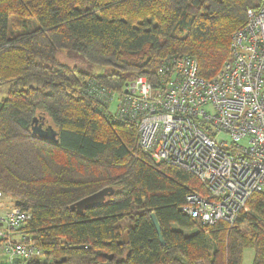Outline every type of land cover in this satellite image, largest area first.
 Returning a JSON list of instances; mask_svg holds the SVG:
<instances>
[{"label": "trees", "instance_id": "trees-1", "mask_svg": "<svg viewBox=\"0 0 264 264\" xmlns=\"http://www.w3.org/2000/svg\"><path fill=\"white\" fill-rule=\"evenodd\" d=\"M261 3L0 0V85L11 84L0 103V191L32 215L19 234L44 257L31 264H101L105 255L113 256L110 264H242L247 248L253 264H264L263 195L252 196L250 212L233 226L202 225L182 211L189 194H206L198 179L154 162L139 149L137 128L113 122L87 92L96 85L119 92L137 77L154 82L172 55L196 59L199 75L213 79L247 11ZM12 17L33 19L37 28L22 24L13 34ZM60 51L108 72H83L61 62ZM34 118L46 120L59 142L34 136ZM107 188L114 194L104 204L71 209Z\"/></svg>", "mask_w": 264, "mask_h": 264}, {"label": "built area", "instance_id": "built-area-1", "mask_svg": "<svg viewBox=\"0 0 264 264\" xmlns=\"http://www.w3.org/2000/svg\"><path fill=\"white\" fill-rule=\"evenodd\" d=\"M230 53L211 80L199 75L196 59L172 55L160 63L154 82L137 77L119 92L99 85L87 90L113 122L137 128L144 154L198 179L206 194H189L182 211L207 227L235 225L252 196H264V0L247 11ZM223 134L230 142L219 141ZM31 220L16 206L0 209V239L13 264L44 257L28 238H12Z\"/></svg>", "mask_w": 264, "mask_h": 264}, {"label": "rangeland", "instance_id": "rangeland-1", "mask_svg": "<svg viewBox=\"0 0 264 264\" xmlns=\"http://www.w3.org/2000/svg\"><path fill=\"white\" fill-rule=\"evenodd\" d=\"M35 23L36 22L33 19L20 20V19H16V18L12 17L10 19L11 32L13 34L22 33L23 32L22 24H25L26 26H28L29 32H32L34 29L37 28ZM58 59L63 63H66L72 67H77L81 71L89 73V74L100 75V74H105L108 72V70H106L105 68H100L97 66L88 65L80 55L72 53V52L60 51L58 53ZM131 79H134V78H131ZM131 79H129V80H131ZM10 86H11L10 83H5V84L0 85V102L7 98L8 92L10 90ZM111 111H113V112L116 111V105L115 104H113V106L111 107ZM137 137H138V133H137ZM219 141L230 142V137L226 134H223L221 137H219ZM137 145H138V143H137ZM5 198H6V196H5ZM14 206H15V204L13 203V204H11L10 207L13 208ZM249 212H250V208L248 205L246 211H244L243 213H249ZM174 228L176 229V227H174ZM183 233L185 236H192L193 234L196 233V230L184 231ZM254 255H255L254 249L253 248H247L243 254L242 264H253Z\"/></svg>", "mask_w": 264, "mask_h": 264}, {"label": "water", "instance_id": "water-1", "mask_svg": "<svg viewBox=\"0 0 264 264\" xmlns=\"http://www.w3.org/2000/svg\"><path fill=\"white\" fill-rule=\"evenodd\" d=\"M32 134L44 140H49L55 143L59 142L57 131L51 125H48L46 120H43V119L41 120V118L33 119ZM113 194H114L113 189H108V188L103 189L94 195H91L89 197H86L76 202L74 205L71 206V209L76 210L77 212L83 213L86 210H89V209H92V208H95V207H98L104 204L106 202V199L112 196ZM152 220L155 225V229L157 231L161 245L165 246V240L161 232V227L154 214L152 215ZM128 234H129V231H127L124 235V240H123L124 244L129 243ZM105 257L108 260V262L101 263V264H110L109 262L113 260V256L105 255Z\"/></svg>", "mask_w": 264, "mask_h": 264}, {"label": "crops", "instance_id": "crops-1", "mask_svg": "<svg viewBox=\"0 0 264 264\" xmlns=\"http://www.w3.org/2000/svg\"><path fill=\"white\" fill-rule=\"evenodd\" d=\"M13 203L15 204L14 199L9 196H6V198L2 202H0V209L9 208ZM0 228L2 231L5 230L3 229V227ZM20 236L21 235L19 233L12 234V238L15 239L16 241H20ZM0 264H13L10 259V256L3 247V241L1 239H0Z\"/></svg>", "mask_w": 264, "mask_h": 264}]
</instances>
